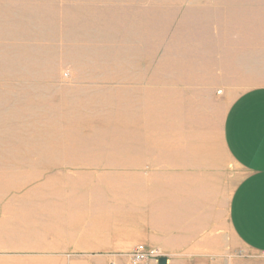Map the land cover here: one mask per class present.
<instances>
[{
  "label": "rangeland",
  "instance_id": "1",
  "mask_svg": "<svg viewBox=\"0 0 264 264\" xmlns=\"http://www.w3.org/2000/svg\"><path fill=\"white\" fill-rule=\"evenodd\" d=\"M261 86L264 0H0V264L243 258L224 127Z\"/></svg>",
  "mask_w": 264,
  "mask_h": 264
},
{
  "label": "crops",
  "instance_id": "2",
  "mask_svg": "<svg viewBox=\"0 0 264 264\" xmlns=\"http://www.w3.org/2000/svg\"><path fill=\"white\" fill-rule=\"evenodd\" d=\"M227 150L244 172L230 203L235 238L247 252L232 262L224 253L221 264H264V86L240 95L226 117Z\"/></svg>",
  "mask_w": 264,
  "mask_h": 264
},
{
  "label": "bare ground",
  "instance_id": "3",
  "mask_svg": "<svg viewBox=\"0 0 264 264\" xmlns=\"http://www.w3.org/2000/svg\"><path fill=\"white\" fill-rule=\"evenodd\" d=\"M64 157H65V156H64ZM59 160H60V159H59ZM47 161H48V160H47ZM53 162H54V161H53ZM55 162H56V160H55ZM55 162H54V163H55ZM60 163H61V162H60ZM127 163H128V162H127ZM42 165H43V164H42ZM36 167H37V166H36ZM36 167H35V169H36ZM46 170H47V169H46ZM38 172H42V171H38ZM38 172L36 171V173H35V171H34L35 176H36V174H37ZM34 173H33V176H34ZM22 176H23V175H22ZM22 176H21V177H22ZM27 176H28V174H26V177H27ZM39 176H40V174H39ZM21 177H18V178L21 179ZM23 177H24V176H23ZM26 177H24V178H26ZM10 178H13V177H10ZM15 178H16V177H15ZM18 178H17V179H18ZM27 178H29V179L31 180V177H27ZM27 178H26V179H27ZM34 178H35V177H34ZM36 178H37V176H36ZM36 178H35V179H36ZM38 178H39V177H38ZM38 178H37V179H38ZM29 179H28L27 181L23 179L24 181H26V182H24V183L26 184V183L29 181ZM32 179H33V178H32ZM35 179H34V181H35ZM21 180H22V179H21ZM0 181L4 182L3 180H0ZM50 182H51V181H50ZM62 182H63V181H62ZM62 182H61V184H62ZM21 183H22V182H21ZM51 184H52V186L55 185V184H53V183H51ZM61 184H60V185H61ZM43 186H44V185H43ZM52 186H51V187H52ZM46 187L49 188V187H50V184H46ZM46 187H44V188H46ZM56 187H57V186H56ZM58 187H59V186H58ZM66 187H67V185H66ZM68 188H69V187H68ZM48 190H49V189H48ZM55 192H56V191L54 190L53 193H55ZM33 193H34V192H33ZM40 193H41V192H40ZM60 194H61V193H60ZM28 195H29V194H28ZM32 195H33L35 198H36V196H37V195L35 196L34 194H32ZM44 195H45V194H44ZM47 195L49 196V194H47ZM54 195H55V194H54ZM62 195H63V194H62ZM38 196H39V195H38ZM40 196H41V194H40ZM40 196H39V197H40ZM52 196H53V195H52ZM52 196H51V197H52ZM26 197H27V196H26ZM44 197H45V196H44ZM44 197H43V198H44ZM46 197H47V196H46ZM56 197H57V195H56L54 198H56ZM60 197H62V196H60ZM60 197H59V198H60ZM64 197H65V196H64ZM37 198H38V197H37ZM48 198H49V197H48ZM27 199H30V198L27 197ZM57 199H58V198H57ZM60 199H61V198H60ZM64 199H66V198H64ZM31 200H32V199H31ZM37 200H38V199H37ZM65 201H66V200H65ZM50 203H52V202L50 201Z\"/></svg>",
  "mask_w": 264,
  "mask_h": 264
},
{
  "label": "built area",
  "instance_id": "4",
  "mask_svg": "<svg viewBox=\"0 0 264 264\" xmlns=\"http://www.w3.org/2000/svg\"><path fill=\"white\" fill-rule=\"evenodd\" d=\"M134 255L140 259H148L150 256H158V255H156L155 251H151V252L149 251L148 252L145 250V248L143 246L138 247L135 250Z\"/></svg>",
  "mask_w": 264,
  "mask_h": 264
},
{
  "label": "water",
  "instance_id": "5",
  "mask_svg": "<svg viewBox=\"0 0 264 264\" xmlns=\"http://www.w3.org/2000/svg\"><path fill=\"white\" fill-rule=\"evenodd\" d=\"M158 264H168L167 258H165V257L160 258L159 261H158Z\"/></svg>",
  "mask_w": 264,
  "mask_h": 264
}]
</instances>
